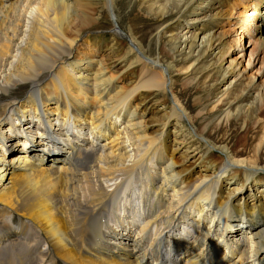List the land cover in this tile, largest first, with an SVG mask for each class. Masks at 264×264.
<instances>
[{"label":"bare ground","instance_id":"1","mask_svg":"<svg viewBox=\"0 0 264 264\" xmlns=\"http://www.w3.org/2000/svg\"><path fill=\"white\" fill-rule=\"evenodd\" d=\"M118 1L104 0V5L119 29ZM194 1L198 0H164L165 5L156 6L161 21L181 14L180 19L196 25L181 31L165 52V63L159 56L146 55L144 40L129 24L130 38L119 30L127 39L121 46L128 43L126 51L135 54L139 67L122 92L106 77L99 60L73 57L83 32L101 25L94 18L96 11L85 12L86 0H0V236H5L0 239V264H166L161 257L170 248L175 251L169 255L172 264H264V212L245 203L233 205L235 196L244 200L239 193L244 183L264 173V138L246 159L247 135L234 145L212 141L204 136L210 122L197 133L189 109L174 92L170 71L176 57L198 42L197 54L205 57L217 51L218 70L207 69L225 87L224 103L238 102L237 110L228 108L225 118L228 121L235 112L246 134L260 130V125L253 128L250 123L256 110H264V91L246 84L238 93H228L237 77L230 66L219 65L224 46L211 28L197 25L222 16L215 7H207L189 19L184 8ZM260 1L252 16L257 35V28H264V0ZM155 5L157 1L146 9L151 13ZM197 64L195 60L192 68ZM244 93L252 101L240 107ZM148 102H162L159 113L148 114L143 109ZM173 120L176 127L191 124V130L181 127L186 143L171 138L177 134L176 127L168 132ZM12 137L17 142L6 148ZM192 143L190 152H199L198 157L185 149ZM177 153L182 162L175 160ZM198 160L210 174L185 175ZM229 176L243 179L225 194L221 182ZM136 183L139 210L125 205L120 210L118 196ZM252 188L263 200L264 181ZM136 215L139 222L129 219ZM238 221L251 223L247 229L253 230L229 244L224 234ZM187 222L194 228L190 239L176 231ZM28 228L36 236L33 245L31 237L23 236ZM130 229L135 230L132 236ZM222 240L228 250L220 249Z\"/></svg>","mask_w":264,"mask_h":264},{"label":"rangeland","instance_id":"2","mask_svg":"<svg viewBox=\"0 0 264 264\" xmlns=\"http://www.w3.org/2000/svg\"><path fill=\"white\" fill-rule=\"evenodd\" d=\"M156 1L157 5L153 7V11L150 13L146 7ZM86 2V8H84L85 12H90L91 10L96 11L94 18L96 21L99 19L101 25H99L100 27L95 26L91 30L83 32V36L73 52V57L84 60H87L88 58L99 60L104 65L106 77L114 80L118 86V90L122 92H125L129 88V82L138 74L139 67L136 66L137 62L135 54L127 53L126 51L128 43L125 48L121 46V42L123 41L126 43L127 39L121 38L119 30L127 35V38H130L129 28L131 27L134 31L132 33L136 35L138 39L142 38L144 40L143 47L146 55L152 59H156L159 56L161 57V62L165 63L167 56L165 52L171 50V46L178 41L181 31L185 28L194 30L196 27V25H190L191 23L188 19H180L181 14L180 16H178V14H173L171 17H168L163 21L159 20L160 16L155 14L157 11L156 6L160 7L165 5L164 0H119L117 3V24L119 29L117 28V25L112 22L110 13H108L105 8L104 0H86ZM261 4L260 0H198L190 2L186 8H184L186 16L190 15L189 19L199 17L196 13L203 12L202 10L207 7H215L216 11L221 14V20H218L219 18L216 20L207 19L197 25H203V29L211 28L214 37L219 38L224 46L222 48L224 54L219 61V65L223 64L225 67L230 66L231 69L235 71L237 77L233 87L228 91L230 94L238 93L246 84L264 91V47H260L261 40L264 37V28H257L259 33L257 35L255 32L257 22L255 21L254 24L252 23V16L255 15L254 9L256 10L259 8ZM126 14H129V19L125 17ZM73 23L76 22L73 21ZM109 27L113 29V32L109 31ZM97 28L101 30H97ZM197 44H199V42ZM197 44L190 52L183 50L181 55L176 57V61L173 62V68L170 71V74L174 80V92L180 96V103L185 108L189 109L188 113L193 119L192 126H194L197 133L205 128V123L207 124L210 122L211 126L208 130L205 129L204 136L208 135L212 141L222 143L224 140H227L231 145H234L238 143L237 141H240L241 138H244L247 135L249 140L247 147H245L246 154L244 155V158L248 159L253 156L255 147L258 145L259 141L264 138V110H256L255 118L250 123L253 128L256 127V124L260 125V130L257 131V134L253 132L246 134L243 129V121H238V117H236L238 115H236L235 112H233L234 115H231L230 119L227 121L225 118V114L228 111L227 109L230 108V110H237L238 102L235 104L232 102L233 99H231L224 103L222 100V92L225 87L219 84V76L214 73L212 74L207 69L209 66H213L218 70L217 57L214 55L217 51L214 54H209L204 57L203 52L197 54ZM199 57L202 59H199ZM195 60H198V64L193 69L192 64ZM188 71H191V73ZM27 92L28 90L25 93ZM164 95L166 96L167 101L174 102V98L170 92H166ZM244 95L245 93L242 94V103L240 107H244L247 104L249 105L252 101L251 98L247 95L244 97ZM158 96L161 95L158 94ZM161 103L162 102H156L154 105H151V102H148L145 103L143 109H147L148 114L150 112L159 113L157 110L160 109ZM198 103L201 105H196ZM138 113L142 114V111L139 110ZM143 117L144 120L149 118L147 115H143ZM174 121L175 120L171 121L168 126V132H170V134L171 132H174V128L176 127ZM181 127L191 130V124L185 123L182 126L177 125L175 129L177 134L175 133V135L170 136L171 138L176 137L179 142L186 143L185 136L180 134V131L184 130ZM18 129L21 132V128ZM24 137L27 138L25 141H29L28 138L30 137H28V135L26 137L25 134ZM20 138H23V136ZM8 142L9 144L6 148H13V143L17 142V137L10 138ZM174 148L176 147L174 146ZM185 149L190 154H196V157L199 156V152H190L191 149H193V143L186 144ZM236 149H240V147L236 146ZM180 155L181 153H177L175 160L182 162L183 157ZM263 158L264 150L262 159ZM202 164L199 160L195 161L191 168L186 170L185 175L189 177H198L200 174H205L208 176L210 172L207 169H204ZM184 168L185 167L183 166L178 167L179 170H183ZM259 173L260 177H255L250 184L244 183L243 190H240L241 192L239 193L243 194L244 200H241V202L237 201L238 196H235L233 198V205L242 207V203H245L247 208H254L259 212H264V199L261 200L263 194L257 193V191L255 192L252 188L255 182L264 181V173L261 171H259ZM229 179L233 180L229 181ZM242 179L243 177L240 176L236 178L230 176L224 177L221 182V187L224 188V193L227 194L229 191L232 192L233 189H237L239 186L238 183H240ZM156 185L158 186L159 183ZM138 186V183L135 185L133 184V189L131 188L130 192L137 193L139 190ZM227 187L228 189H225ZM257 188L258 187H256V189ZM213 198L217 199V196L216 198ZM247 225L252 226L251 223L246 224L245 222L238 221L237 225L233 226L235 229L230 227L228 229L229 232H225L224 236H228L227 239L230 240L229 244H233L231 241L235 236L242 233L245 235L253 230H248ZM125 228L126 226L122 227L124 230ZM28 229L25 236H31V242H33L34 239H36V236H34L32 230ZM132 231V235L135 234V230L130 229L128 232L130 236H132ZM176 231L178 233L191 234L190 236H192L194 230L192 224L187 222L178 225ZM120 233H123V231L120 230ZM4 237L5 236L2 238ZM219 245L221 250L229 249V245L223 240ZM184 249L185 248L182 247V251ZM215 253L216 250L213 249L212 254Z\"/></svg>","mask_w":264,"mask_h":264}]
</instances>
